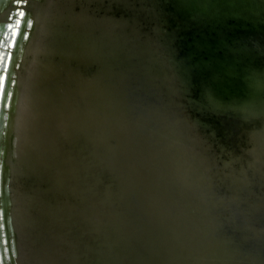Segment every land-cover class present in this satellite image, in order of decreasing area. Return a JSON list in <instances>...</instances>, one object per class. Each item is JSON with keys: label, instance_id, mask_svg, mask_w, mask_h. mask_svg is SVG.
<instances>
[{"label": "water", "instance_id": "water-1", "mask_svg": "<svg viewBox=\"0 0 264 264\" xmlns=\"http://www.w3.org/2000/svg\"><path fill=\"white\" fill-rule=\"evenodd\" d=\"M0 57V261L264 264V0H0Z\"/></svg>", "mask_w": 264, "mask_h": 264}, {"label": "snow or ice", "instance_id": "snow-or-ice-1", "mask_svg": "<svg viewBox=\"0 0 264 264\" xmlns=\"http://www.w3.org/2000/svg\"><path fill=\"white\" fill-rule=\"evenodd\" d=\"M27 2H29V0H16L18 6ZM22 20L26 28H31L33 26L32 20L26 18L25 11L23 10V8L18 7V18L15 19V23L17 25H20ZM9 27H11V25H9ZM21 37L25 39L28 38L27 34L24 31L21 32ZM2 58L3 57H0V59ZM14 66L19 67V65H14ZM4 71L7 72V69H5ZM6 80H7V85L9 87L16 83L15 77L12 76L11 72H8ZM16 103H17V99L15 94L9 91L7 88H5L2 98H0V105H2L4 108L11 109L16 106ZM0 264H8L7 258H4L2 261H0Z\"/></svg>", "mask_w": 264, "mask_h": 264}]
</instances>
